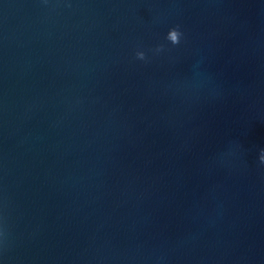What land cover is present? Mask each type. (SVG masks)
<instances>
[{
	"label": "water",
	"instance_id": "obj_1",
	"mask_svg": "<svg viewBox=\"0 0 264 264\" xmlns=\"http://www.w3.org/2000/svg\"><path fill=\"white\" fill-rule=\"evenodd\" d=\"M262 150L264 0H0V264H264Z\"/></svg>",
	"mask_w": 264,
	"mask_h": 264
},
{
	"label": "clouds",
	"instance_id": "obj_2",
	"mask_svg": "<svg viewBox=\"0 0 264 264\" xmlns=\"http://www.w3.org/2000/svg\"><path fill=\"white\" fill-rule=\"evenodd\" d=\"M182 36V33L178 30V28H172L168 31L166 35V39L170 41L173 45L178 44L180 42V38ZM160 49L157 48V51ZM136 57L138 59H145V54L144 52L138 51L136 52ZM259 160L262 164H264V150H262L261 155L259 156Z\"/></svg>",
	"mask_w": 264,
	"mask_h": 264
}]
</instances>
